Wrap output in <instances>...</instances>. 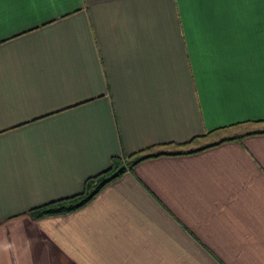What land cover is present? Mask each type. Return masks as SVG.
I'll return each instance as SVG.
<instances>
[{"label": "crops", "instance_id": "0c3cea01", "mask_svg": "<svg viewBox=\"0 0 264 264\" xmlns=\"http://www.w3.org/2000/svg\"><path fill=\"white\" fill-rule=\"evenodd\" d=\"M258 26L185 0H72L6 27L0 264H264L259 76L249 99L237 75ZM134 152L161 154L76 210L29 212Z\"/></svg>", "mask_w": 264, "mask_h": 264}, {"label": "snow or ice", "instance_id": "6c2138e0", "mask_svg": "<svg viewBox=\"0 0 264 264\" xmlns=\"http://www.w3.org/2000/svg\"><path fill=\"white\" fill-rule=\"evenodd\" d=\"M72 0H0V34H2L6 27H9L14 22L28 19L33 11V8H38L40 11L47 10L51 12L52 6L67 5ZM185 2L195 4H207L214 6H223L227 13L235 10H242L247 12L249 21H254L255 16L259 15V47H258V60L255 53L254 37L249 47L252 49L253 54L250 55L249 63L243 73L237 74L242 78V87L246 93L247 98L254 99L251 96L250 89L256 82L257 75L259 76L260 85V102L259 107L262 113L261 118L264 119V0H185ZM12 6L16 12L15 21H7L4 14L5 5ZM230 18V16L228 17ZM227 22V20H226ZM256 26L254 23L250 24V34L255 33ZM230 41V37L227 38Z\"/></svg>", "mask_w": 264, "mask_h": 264}, {"label": "trees", "instance_id": "16d2710c", "mask_svg": "<svg viewBox=\"0 0 264 264\" xmlns=\"http://www.w3.org/2000/svg\"><path fill=\"white\" fill-rule=\"evenodd\" d=\"M158 154H161V152L143 154L134 152L126 160L114 156L109 167L86 179L83 191L34 206L29 212L39 218L46 215L67 213L76 210L91 201L108 183L121 176L128 168H133L136 163L144 158ZM122 164H126V166L114 176L107 177Z\"/></svg>", "mask_w": 264, "mask_h": 264}, {"label": "water", "instance_id": "95a60500", "mask_svg": "<svg viewBox=\"0 0 264 264\" xmlns=\"http://www.w3.org/2000/svg\"><path fill=\"white\" fill-rule=\"evenodd\" d=\"M126 166V164H122L121 166H119L115 171H113L111 174H109L107 177L110 178L112 176H114L115 174H117L122 168H124Z\"/></svg>", "mask_w": 264, "mask_h": 264}]
</instances>
